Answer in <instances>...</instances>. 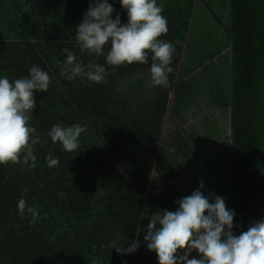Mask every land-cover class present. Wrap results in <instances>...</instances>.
Wrapping results in <instances>:
<instances>
[{
	"label": "trees",
	"instance_id": "obj_1",
	"mask_svg": "<svg viewBox=\"0 0 264 264\" xmlns=\"http://www.w3.org/2000/svg\"><path fill=\"white\" fill-rule=\"evenodd\" d=\"M197 2L0 0V264H163L193 255L191 264H264V0H230V92L223 79L207 101L230 109L226 177L210 182L229 211L222 232L194 228L192 214L171 247L149 246L158 215L175 207L178 220L181 199L135 209L123 190L113 208L72 175L107 153L140 154L169 108L179 115L192 103L181 84L173 105L164 95L128 122L112 112L103 79L162 74L167 48L187 45ZM214 204L199 212L217 218ZM111 209L134 220L125 227Z\"/></svg>",
	"mask_w": 264,
	"mask_h": 264
},
{
	"label": "rangeland",
	"instance_id": "obj_2",
	"mask_svg": "<svg viewBox=\"0 0 264 264\" xmlns=\"http://www.w3.org/2000/svg\"><path fill=\"white\" fill-rule=\"evenodd\" d=\"M230 23V0H198L187 45L167 48L162 74L144 71L126 77L109 74L103 79L106 90L111 94L112 112H120L128 122L143 119L147 108L154 106L156 100L165 101L164 95H167L169 105H173L179 85L189 86L188 96L192 103L185 102L189 106L179 115L173 114L169 108L160 134L147 147L144 146L140 154L132 151L120 155L115 152L111 156L107 153L102 165L99 159L94 158L82 169L79 167L72 172L76 180L113 208L115 203L121 204V199L114 197L123 190L127 192L128 199H133L135 209H143L156 197L181 199L178 220L171 216L177 210L175 207L158 215L161 224L149 229L153 237L149 246L171 247L185 231L190 230L188 221L192 214L195 215L194 228L198 230L216 228L222 232L227 225L229 211L224 202L217 200L221 196L210 182L214 175L223 173L226 177L231 146L230 109L207 101L211 91L218 90L223 79L225 93L230 92L227 83L232 60ZM123 106H127V112ZM143 130L150 132L151 129L143 127ZM113 166H118L119 176L110 171ZM167 170L172 174L171 182L162 178ZM220 182L222 190L225 178ZM214 202L221 214L213 211L217 218L210 219L207 210L211 212L213 207L216 208ZM209 204L211 209L199 212ZM111 211L116 214V211ZM128 214H116L125 227L130 218L134 220ZM138 220L136 216L137 223ZM198 255L206 258L201 252ZM196 257L174 258L172 263L163 264H191Z\"/></svg>",
	"mask_w": 264,
	"mask_h": 264
},
{
	"label": "crops",
	"instance_id": "obj_3",
	"mask_svg": "<svg viewBox=\"0 0 264 264\" xmlns=\"http://www.w3.org/2000/svg\"><path fill=\"white\" fill-rule=\"evenodd\" d=\"M193 263L195 262V261H192Z\"/></svg>",
	"mask_w": 264,
	"mask_h": 264
}]
</instances>
